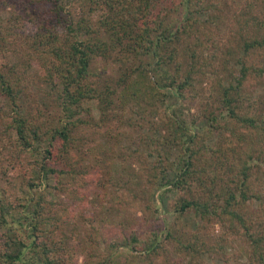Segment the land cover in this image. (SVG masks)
<instances>
[{
  "label": "trees",
  "instance_id": "1",
  "mask_svg": "<svg viewBox=\"0 0 264 264\" xmlns=\"http://www.w3.org/2000/svg\"><path fill=\"white\" fill-rule=\"evenodd\" d=\"M262 80L264 0H0V264H120V247L148 264H264ZM112 125L131 129L117 159ZM91 127L102 140L77 158ZM92 182L98 208L78 225L64 197L86 202ZM156 190L176 194L166 216ZM128 210L113 245L91 224Z\"/></svg>",
  "mask_w": 264,
  "mask_h": 264
},
{
  "label": "rangeland",
  "instance_id": "2",
  "mask_svg": "<svg viewBox=\"0 0 264 264\" xmlns=\"http://www.w3.org/2000/svg\"><path fill=\"white\" fill-rule=\"evenodd\" d=\"M13 14H16V10L13 7L8 8L1 13V15L4 18L10 17ZM96 68L98 69L97 72H99L102 69L101 67H96ZM134 68H135V65L130 63V64H126L123 67H120L118 69L121 70L120 72H125V71L130 72ZM110 69H108V70H110ZM106 77L110 78V76H108V75ZM111 78L113 80L115 79V77H111ZM252 90H254V91H252ZM250 91L254 94L253 98H255V96L257 94H264V80L260 81L259 85H257L254 88L249 87V93H250ZM252 93H250L251 97H252ZM1 101L2 100H0V102ZM36 101L38 102V105L40 106L43 104V102L45 100L43 99L42 96L36 95ZM131 103H134V102L130 101L128 104H126V106L124 107V110H121V111L119 110L118 115L116 116L117 122L120 121V119H123V121L127 120L128 118L131 119L132 116H131V113L129 112V108H128ZM118 124H119V122H118ZM91 125H92V123H91ZM112 126H113L112 128L106 130V132H107L106 137H108L107 140L110 141V142H108L110 154L112 155L113 159H117L120 154H124V156H126V154L128 153V151L125 148L132 142V139L126 137L125 134L129 135L128 132L131 131V129H129V127H127V126L122 125L123 128L121 130H117L115 125H112ZM92 132H95V131H93L92 127L89 129L87 128L86 130H84L82 132V135L84 136L85 141L81 145H79V147H78L79 148L78 151L80 152V154L79 153L76 154L77 158L84 159V157H83L84 155L86 157L88 156L90 158L89 153H88L89 147L96 145L95 141H97V140L101 141L102 140L101 133H99V134L93 133L92 134ZM0 150L2 152L3 149L0 148ZM82 154H84V155H82ZM0 159L3 162H6L4 160V157H2L1 155H0ZM132 167L134 168V171L137 170L136 165H133ZM12 173H8V177L11 176L10 178H12L13 176H15V175L12 176ZM124 175H125V171H124ZM168 176L171 177L172 175L169 173ZM133 177H134V179H133L134 183H138L139 180L136 179L137 177L135 175ZM125 181H127V180L125 179ZM3 183H5V182H3ZM94 185H95V183L92 182V186L90 185L89 189L86 191L88 194V197L86 199L87 203L85 201L77 200L76 197H72L71 195H68L66 198L64 197V199L66 201V205L68 207H70L72 210L71 211L72 215H71L70 219L72 222H75L78 219L79 220V222H77L78 225H79V223L81 224V219H83L84 216H86V215L90 216V214H89L90 210L96 211L98 208V206L96 207V206L92 205V202L94 201V196H95V195H93V192L95 191ZM140 186H143V185H140ZM132 187L134 188V191H133L134 195H136L138 197L140 195L144 196V195H147L149 193L147 191V189H144L143 192L140 191L138 188V185L132 184ZM118 190H123V189H121L119 187ZM123 193H124V190H123ZM60 196L61 195L54 194L52 197L57 199V198H60ZM175 198H176V194L173 192L163 194V193L159 192L158 190H156L153 193V201L155 202V205L158 206L159 211H160L161 215H163V216H166V212L169 209L173 200H175ZM126 200L128 201L129 205H132L134 203L137 204V202L139 201V199L135 200V198H133L130 195L126 198ZM115 206L117 207L118 204L115 203ZM140 207L144 208L145 205L142 204V205H140ZM101 216H102V213L98 216V214L96 212L95 216L94 215L92 216L93 219H91L92 220L91 224L96 225L98 228L99 234L102 237L104 236L107 243L109 241H111L110 244H112V245H113V243H115L117 240L120 239L122 232L129 230V226H127L129 220L130 219L135 220V218L132 216L130 210H128V212L126 214H124V215L121 214L118 216L116 215V212L114 211L111 215H109V216L107 215V220L103 225L101 223H99V221H98L101 218ZM137 216L138 217L141 216V213H138ZM137 222L141 223L142 220H140V221L138 220ZM195 222L196 221L193 219V217L190 216V217L184 219L181 222V225H182V227H187V229H190V228L194 229L195 224H197ZM86 227H88L87 224H86ZM85 232L86 231H83L81 236L84 240L85 239L87 240L86 235H84V234H86ZM141 232L142 233L147 232L146 226H143V228L141 229ZM94 237L98 238V235H96V236L94 235ZM72 243L75 245L78 244V242L76 240H72ZM114 255L122 256L120 259H118L120 264H148V262H146V260L144 259L143 255H139V254H134V256H132L128 260H124L123 256H125V253H124V249L122 247H120V249L117 252H115ZM82 260H83V256L80 255L78 257V262L81 263ZM241 262H242V260H241ZM154 264H157V263L154 262ZM204 264H217V263L206 260L204 262Z\"/></svg>",
  "mask_w": 264,
  "mask_h": 264
}]
</instances>
